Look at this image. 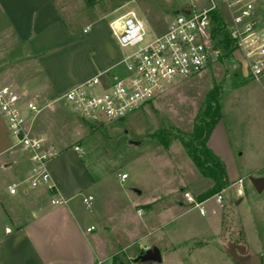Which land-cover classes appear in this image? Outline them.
I'll use <instances>...</instances> for the list:
<instances>
[{
	"label": "rangeland",
	"instance_id": "1",
	"mask_svg": "<svg viewBox=\"0 0 264 264\" xmlns=\"http://www.w3.org/2000/svg\"><path fill=\"white\" fill-rule=\"evenodd\" d=\"M55 2L64 17L72 21L85 22L93 17L111 21L133 10L160 31L179 5L177 0ZM216 29L215 60L209 61L199 74L169 85L161 95L123 119L94 126L58 106L54 113L60 117L59 125H49L47 119L53 112L44 110L36 117L33 128L45 131L54 144L63 143L70 149L79 142L83 150L81 160L90 175L113 181L114 191L122 197L126 192L131 195L129 210L125 209L124 200H120L121 212L115 219L120 224L123 219L134 221L131 225L138 227L148 218L151 196L158 204L160 195L167 194L172 204L186 201L193 206L185 194L195 202H202V196L214 188V181L191 160L187 144L197 142L193 132L196 125L207 124L219 114L214 146L231 181L206 198L210 199L202 204L203 216L195 211L190 215L196 228L204 229L207 224L211 232L222 221V230L206 241L207 247L200 249L199 244L204 241H195L188 254L166 256L164 262L264 264V189L257 192L250 182V178L264 177V92L262 85L249 76L241 55ZM120 51L124 52L121 48ZM261 81L264 82V77ZM9 135L12 138L10 132ZM122 173L128 178L119 184ZM217 194L222 195L223 206L215 202ZM184 217L171 220L169 225H181Z\"/></svg>",
	"mask_w": 264,
	"mask_h": 264
},
{
	"label": "crops",
	"instance_id": "2",
	"mask_svg": "<svg viewBox=\"0 0 264 264\" xmlns=\"http://www.w3.org/2000/svg\"><path fill=\"white\" fill-rule=\"evenodd\" d=\"M257 6L263 8L264 0ZM120 55L104 17L72 21L64 17L55 0H0V84L16 89L22 100L51 98L110 67ZM257 81L264 92V82ZM55 110L47 119L49 125L61 122ZM219 119L207 139V147L218 158L214 145ZM33 133L56 149L48 170L57 196L66 202L52 205L47 191L29 188L27 154L12 148L0 113V264H181V260L166 263L164 257L188 254L195 241H204L199 244L203 249L209 238L221 232L222 221L211 232L207 224L196 228L190 212L203 216L198 208L186 201L172 204L167 194L160 195V204L153 196L148 199V218L138 227L128 219L120 224L115 219L121 212L120 200L129 210L131 195L126 192L122 197L114 191L113 181L90 175L82 155L74 150L76 145L81 147L79 142L70 149L54 144L45 131L33 128ZM12 185L15 194L8 191ZM83 195L93 196L91 210L82 204ZM183 216L181 225H169ZM153 246L160 251L159 263L134 261L143 249Z\"/></svg>",
	"mask_w": 264,
	"mask_h": 264
},
{
	"label": "built area",
	"instance_id": "3",
	"mask_svg": "<svg viewBox=\"0 0 264 264\" xmlns=\"http://www.w3.org/2000/svg\"><path fill=\"white\" fill-rule=\"evenodd\" d=\"M258 1L178 0V8L161 31L128 10L109 21L112 38L124 50L110 67L38 102L22 100L16 89L0 84V113L13 138L12 148L27 154L29 188L47 191L52 205L66 202L57 196L48 170L56 149L33 133L34 120L41 112L62 106L93 124L121 120L161 95L169 85L199 74L215 60L217 24L241 55L249 76L256 80L264 77V9L257 6ZM74 150L83 153L78 145ZM126 177V173L120 175L122 181ZM8 191L15 194L16 186H9ZM185 198L204 214L201 202L188 194ZM214 200L223 206L221 194ZM92 201V195L82 196L85 209L91 210Z\"/></svg>",
	"mask_w": 264,
	"mask_h": 264
},
{
	"label": "trees",
	"instance_id": "4",
	"mask_svg": "<svg viewBox=\"0 0 264 264\" xmlns=\"http://www.w3.org/2000/svg\"><path fill=\"white\" fill-rule=\"evenodd\" d=\"M216 31H220V33L223 35L224 41L230 43L227 35L221 30L220 27H218ZM219 117L220 115L218 114L207 124L200 123L199 125H196L193 132L196 136L197 142L193 143V141H190L187 144V153L193 163L198 167L202 174L214 181V188L206 192L202 196L201 200H205L207 197H209V195L224 189L230 184L227 179L222 161L217 156H215L206 145V141L212 130V127Z\"/></svg>",
	"mask_w": 264,
	"mask_h": 264
},
{
	"label": "water",
	"instance_id": "5",
	"mask_svg": "<svg viewBox=\"0 0 264 264\" xmlns=\"http://www.w3.org/2000/svg\"><path fill=\"white\" fill-rule=\"evenodd\" d=\"M214 58V54L211 55ZM250 182L257 192H261L264 189V177L262 178H250ZM135 262H154L159 263L161 261L160 251L156 246L147 248L141 251L134 259Z\"/></svg>",
	"mask_w": 264,
	"mask_h": 264
}]
</instances>
